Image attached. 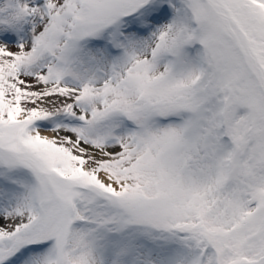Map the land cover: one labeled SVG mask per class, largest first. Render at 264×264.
<instances>
[{
	"label": "snow or ice",
	"instance_id": "6c2138e0",
	"mask_svg": "<svg viewBox=\"0 0 264 264\" xmlns=\"http://www.w3.org/2000/svg\"><path fill=\"white\" fill-rule=\"evenodd\" d=\"M0 264H264V0H0Z\"/></svg>",
	"mask_w": 264,
	"mask_h": 264
}]
</instances>
